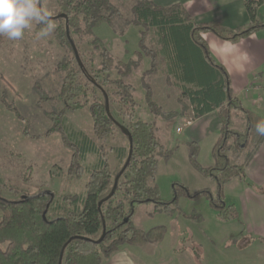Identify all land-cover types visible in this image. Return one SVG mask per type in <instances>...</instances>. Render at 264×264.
I'll list each match as a JSON object with an SVG mask.
<instances>
[{
	"label": "trees",
	"instance_id": "obj_1",
	"mask_svg": "<svg viewBox=\"0 0 264 264\" xmlns=\"http://www.w3.org/2000/svg\"><path fill=\"white\" fill-rule=\"evenodd\" d=\"M56 3L58 13L55 18L59 27L55 36L72 53L79 70L68 69L66 64L58 66L63 70L60 97L64 109L55 113L54 126H60L58 118L63 111H75L81 107L78 101L68 103L84 91L77 83V76L82 73L91 83L92 91L100 96L89 106L95 137L104 139L118 128L128 147L121 168L112 176L102 153L93 144L69 143L74 158L68 171L74 181L84 173L80 161L89 154L100 155L85 194L63 197L62 205L46 191L26 194L18 200L0 196V264H101L121 246L143 247L159 243L164 238L165 227L158 226L149 231L133 228L130 223L135 207L153 204L156 210L169 212L179 196L190 199L208 196L222 220H237L238 213L233 205H226L223 190L232 179H244L246 167L264 141V136L255 131L256 122L262 118L244 108L233 96L227 74L212 60L202 34L211 32L225 41H236L263 29L264 24L256 21L255 11L261 2L245 0L252 25L236 30L213 23L196 24L181 4L162 7L151 0H137L131 9L132 19L124 20V27L134 25L144 29L139 42L140 51H147L144 37L148 33L155 39L154 48L145 56L151 59L152 71L157 62L161 63L167 83L178 88L183 99H179L183 109L180 114L192 110L193 118L197 119L216 111L221 123L218 141L212 149L213 166L201 168L194 161L193 152L190 156L193 165L216 185V199L208 191L192 195L174 183L171 202L162 201L154 183L157 157L168 159L170 153L156 137L153 122L136 120L123 126L117 121L110 109L108 93L83 66L73 39L74 36L93 37L92 31L99 24H110L114 18L122 19L120 11L110 0H56ZM91 44L100 50L103 61L100 71L107 72L113 65L107 50L97 38ZM140 51L135 52V56L141 59ZM136 65L137 62H129L127 72L129 66ZM118 73L120 76L128 74ZM110 83L118 89L121 107H134L130 93L132 87L122 80ZM144 88L145 102L153 115L165 119L179 115L160 108L154 111L157 107L152 101L150 87ZM239 116L241 126L237 130L234 118ZM190 146L197 148L196 144ZM67 200L70 201L66 203Z\"/></svg>",
	"mask_w": 264,
	"mask_h": 264
},
{
	"label": "rangeland",
	"instance_id": "obj_2",
	"mask_svg": "<svg viewBox=\"0 0 264 264\" xmlns=\"http://www.w3.org/2000/svg\"><path fill=\"white\" fill-rule=\"evenodd\" d=\"M110 1L120 11L122 19L114 18L110 24H99L92 31L93 37L74 36L79 59L89 75L108 93L110 109L119 123L127 126L129 121L153 122L160 144L170 153L168 159L157 157L154 183L162 201H172L174 183L192 195L208 191L216 199V185L193 165L190 158L193 152L194 161L201 168H208L212 156L208 146H190L193 143H186L181 135L176 134L180 125L176 117L165 119L153 115L145 102L144 87L148 85L157 107L154 111L160 108L167 113L183 114L179 90L167 83L161 73V63L157 62L152 71L151 59L147 57L149 60L144 62L145 54L154 48L152 34L144 37L147 51H140L139 42L144 29L123 26L124 20L132 19L131 9L137 0ZM41 4L52 13L56 31L59 27L55 18L58 13L56 0H41ZM260 20L262 22L257 21L258 24L264 23V18ZM40 27L34 25L18 41L0 37V196L18 200L26 194L46 191L62 205L63 197L85 194L100 155H86L79 163L84 173L74 181L68 171L74 158L69 143L93 144L102 153L112 176L121 168L128 146L118 128L104 139L95 137L89 106L100 96L92 91L91 83L82 73L78 74L77 83L84 91L68 103L78 101L81 107L75 111H63L58 118L60 126H54L55 113L64 109L60 97L63 70L58 66L66 64L68 69H79L72 53L56 38L55 31L46 38L36 39ZM94 38L101 41L111 58L113 65L107 72L100 71L103 61L100 50L91 44ZM137 51H140L141 59L135 56ZM129 62H137V65L129 66L128 73L126 65ZM118 71L128 74L120 76ZM115 80H122L132 87L130 93L134 107H121L122 104L118 103V89L110 83ZM189 112V116L194 117L192 110ZM235 122L236 129L240 130V116ZM234 182L237 181L226 186V205L237 202L232 199L236 196ZM251 187L264 193V188ZM171 209L169 212L156 210L153 204L135 207L130 223L133 228L149 231L158 226L165 227L164 238L159 243L143 247L124 245L137 256L140 264H264V240L246 235L239 218L222 220L208 196L194 199L179 196Z\"/></svg>",
	"mask_w": 264,
	"mask_h": 264
},
{
	"label": "crops",
	"instance_id": "obj_3",
	"mask_svg": "<svg viewBox=\"0 0 264 264\" xmlns=\"http://www.w3.org/2000/svg\"><path fill=\"white\" fill-rule=\"evenodd\" d=\"M151 1L162 7L181 4L196 24L213 23L230 30L248 28L252 25L245 9V0ZM254 1L261 2L260 6L255 7V11L256 21L262 22L260 18H264V0ZM202 38L207 44L214 63L225 70L233 96L244 108L264 119V28L236 41H225L211 32L203 33ZM148 60L146 57L144 62ZM161 66L163 67L162 64ZM161 73L166 77L163 68ZM189 111L185 115L179 114L176 117L180 124L176 128L180 131L175 129L176 134L181 135L186 143L198 144L201 147L208 146L212 154V149L220 135L221 123L218 113L215 111L194 119L189 116ZM236 119L238 118H234L235 126ZM155 135L159 140V133L155 132ZM210 157L209 167H212L213 158ZM232 181H237L234 182L236 196L232 197L237 202L229 205L235 207L244 233L264 240V193L256 192L251 187L254 185L259 189L264 188V141L246 167L244 181L241 179H232ZM232 181L228 184H232ZM226 186L224 187L225 196ZM225 203L228 204V202ZM125 248L121 246L101 264H140L137 256Z\"/></svg>",
	"mask_w": 264,
	"mask_h": 264
},
{
	"label": "clouds",
	"instance_id": "obj_4",
	"mask_svg": "<svg viewBox=\"0 0 264 264\" xmlns=\"http://www.w3.org/2000/svg\"><path fill=\"white\" fill-rule=\"evenodd\" d=\"M34 25L41 26L36 33L38 40L50 36L57 27L41 0H0V37L18 41ZM255 131L264 136V119L256 122Z\"/></svg>",
	"mask_w": 264,
	"mask_h": 264
},
{
	"label": "built area",
	"instance_id": "obj_5",
	"mask_svg": "<svg viewBox=\"0 0 264 264\" xmlns=\"http://www.w3.org/2000/svg\"><path fill=\"white\" fill-rule=\"evenodd\" d=\"M177 131H180V129H178Z\"/></svg>",
	"mask_w": 264,
	"mask_h": 264
}]
</instances>
